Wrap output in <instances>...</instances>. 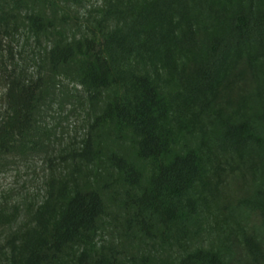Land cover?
I'll return each instance as SVG.
<instances>
[{"label": "trees", "instance_id": "trees-1", "mask_svg": "<svg viewBox=\"0 0 264 264\" xmlns=\"http://www.w3.org/2000/svg\"><path fill=\"white\" fill-rule=\"evenodd\" d=\"M82 2L0 0V168L43 155L51 169L9 264H227L187 245L226 163L264 171V0H103L84 22ZM74 100L87 129L63 147L44 121ZM107 225L118 245L98 247Z\"/></svg>", "mask_w": 264, "mask_h": 264}, {"label": "rangeland", "instance_id": "rangeland-1", "mask_svg": "<svg viewBox=\"0 0 264 264\" xmlns=\"http://www.w3.org/2000/svg\"><path fill=\"white\" fill-rule=\"evenodd\" d=\"M103 0H83L78 5L79 17L85 21L92 10H97ZM85 30V29H83ZM84 33V31H82ZM81 35V34H80ZM7 49L9 39L4 40ZM25 38L17 37L13 47L19 53L17 59L22 63V51ZM34 44L28 47V55ZM38 67L31 64L29 72L36 75ZM244 78V77H243ZM68 82V81H67ZM245 78L235 89V93L249 88ZM71 87H81L70 82ZM3 89L0 88V96ZM88 114L77 100L64 106L55 104L47 111L44 125L48 130L56 132V136L64 139L63 147L73 142L81 143L87 129ZM55 148H58L56 145ZM222 172V194L219 206L206 209L199 228V234L187 245L194 250L204 247L221 253L227 264H264V171L250 161H234L226 163ZM50 167L43 155H36L25 160L13 159L6 168H0V264H9L7 238L25 225H34V213L46 200V178L50 175ZM263 209V210H262ZM257 241L261 253L257 259L249 254L250 241ZM118 233L107 225L95 239L97 246L117 244ZM118 245V244H117ZM173 258L183 254V250L174 247Z\"/></svg>", "mask_w": 264, "mask_h": 264}]
</instances>
